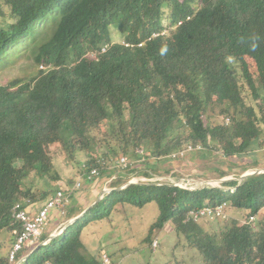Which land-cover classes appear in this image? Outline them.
I'll use <instances>...</instances> for the list:
<instances>
[{"label":"trees","instance_id":"1","mask_svg":"<svg viewBox=\"0 0 264 264\" xmlns=\"http://www.w3.org/2000/svg\"><path fill=\"white\" fill-rule=\"evenodd\" d=\"M0 11L10 20H0V61L6 51L36 42L39 24L53 22L33 57L36 74L0 86V251L3 235L12 236L11 249L13 231L21 230L13 218L15 205L43 202L57 191L50 186L61 177L49 149L58 144L68 156L103 149L84 166L97 167L100 174L108 165L99 159L110 163L128 156L127 172L63 233L29 254L19 253L18 261L26 257L21 264H103L101 254H83L81 226L117 205L141 208L150 202L159 214L146 242L155 228L171 223L204 264H264V217H259L264 173L195 190L169 183L119 190L138 172L136 162L144 164L141 176L159 174V163L187 145L202 148L193 155L201 164L215 159L224 167L221 177L217 169L212 177L201 175L203 180L235 174L242 168L235 161L243 158L258 165L255 154L264 136V0H0ZM54 13V21L47 19ZM113 31L120 41H113ZM245 57L255 63L256 79L243 64ZM246 89L259 108L245 102ZM215 116L223 121L214 123ZM31 175L47 188L26 184ZM223 203L246 211L247 221L233 220L210 233L202 227L209 218L187 219L190 211ZM84 211L70 206L65 215L70 221ZM0 264H10L7 253L0 254Z\"/></svg>","mask_w":264,"mask_h":264},{"label":"rangeland","instance_id":"2","mask_svg":"<svg viewBox=\"0 0 264 264\" xmlns=\"http://www.w3.org/2000/svg\"><path fill=\"white\" fill-rule=\"evenodd\" d=\"M3 11L5 12L6 10L3 9ZM54 16L56 19V13L49 14L47 19L53 18L54 21ZM3 19L10 21L4 17L0 11V20ZM164 23L165 28H167V22ZM52 24L53 22L51 23L49 20H46L37 26L34 35L36 42L33 43L32 40H27L23 46H16L13 50H8L3 54L2 60L0 61V86H6L16 79H29L36 74L38 68L35 67L36 64L34 63L33 57L36 54L37 45L41 42L44 43L50 36L53 27ZM32 31L33 29L29 30L28 36L31 35ZM164 31L168 33L171 29H165ZM46 35L47 39H45ZM112 37L113 41H120V36L114 31ZM91 57H94V55H91ZM243 64L246 66V69L249 71L252 78L256 79L257 71L255 63L250 58L245 57ZM249 92L248 89L245 90V102L259 108L260 101L251 99V95L248 94ZM222 121L223 118L218 116H215L213 119L214 123H220ZM49 150L55 169L61 177L60 181L57 183L52 182V186L50 187H55V185H57L58 189L70 194V205L66 208L65 213H67L70 206L75 205L76 209H88L98 199L103 190H111V186H113L111 181L113 179H116L119 174L127 172L126 169L120 170L107 168V170L104 173L102 172L93 182H87L86 180L81 179L82 174L86 171L84 166L88 161H91L90 158L100 156L99 154L104 152L103 149L99 150L96 148V150L100 151L98 153L97 151L94 153H85L76 150L71 156L64 153L63 147L58 144L52 145ZM140 152L141 151L139 150V152L136 153L139 154ZM197 153L198 152L188 153L182 159H168L165 162L162 161L157 167L159 174H152L149 172V175L147 174L148 176H141L140 173L144 172V164L142 165V162H136L134 168H138V172L129 179L135 183H139L140 179H142V183L164 182L173 185L179 184V186L183 188H197L207 185V181L208 183H210L209 181L215 183L221 179H238L234 175L239 174L242 171L243 173L241 175L255 170L264 169L263 145L262 149L255 154L258 159L257 166L252 165L249 158H243L242 160L235 161L240 167H242L233 170V173L235 174L228 177L218 178V180H203V178H200L201 175L212 177L214 173H217V169H219L217 176L219 175L221 177L222 173H220L221 170L219 167L223 166L215 159H213L212 162L205 161L201 164L197 157L193 158V155L195 156ZM120 157L121 156H116L112 161L114 162ZM122 157L129 159L128 156ZM153 164H156V162H153ZM199 166L205 171L203 174L202 169H199ZM214 168L215 170H213ZM110 172H113L111 177H109L108 174ZM44 182L43 179L32 175L25 180L26 184L32 183L35 185V190L46 189L47 187ZM77 183H80L81 185L79 189L76 188ZM213 183H211L213 186H220L221 184L219 182V184ZM73 202H76V204L73 205ZM38 203L42 204V202ZM225 213V217H227L226 219L225 217H220V220L205 219L208 221H203L202 227L211 233L220 230V227L225 223H229L233 220H237L240 223H245L247 221L246 211L232 208L228 203ZM50 214L55 218L53 220L50 219L38 243L42 241L43 236L46 237L48 235L45 233L46 229L48 231L52 228H57L56 232L52 235L59 236L66 226H60V223H63V221L67 219L65 214L60 215L56 210H52ZM158 214L159 210L154 202L147 203L141 208L129 204L117 205L114 207L111 214L106 216L103 215L102 219H93L81 226L80 239L85 248L83 254L86 257L97 256L100 254L101 256L106 255L111 264H204L199 252L185 244L183 238L177 235L174 226L171 223L166 224L161 229L155 228L151 233L149 241H145L148 236L149 228L157 220ZM259 217H264V209L260 212ZM3 238L5 241L0 254H8L13 239L10 234L3 235ZM155 240L158 245L156 248H153L152 243ZM23 259L24 258H21L15 264H18L20 261L22 263V261H24Z\"/></svg>","mask_w":264,"mask_h":264},{"label":"built area","instance_id":"3","mask_svg":"<svg viewBox=\"0 0 264 264\" xmlns=\"http://www.w3.org/2000/svg\"><path fill=\"white\" fill-rule=\"evenodd\" d=\"M126 46L128 45L126 44ZM262 144L264 145V137L262 139ZM201 150L202 148L200 146L194 148L192 146L187 145L180 151L171 154L169 158L172 160L182 159L188 153L197 152ZM137 152H139V150ZM98 164L107 165V163H104L100 160L98 161ZM128 165L129 162L126 157H120L119 159L115 160L113 163H108L109 168L120 169V170L126 169ZM85 170L86 171L82 174L81 179H84L87 182H93L96 178L100 176V171L98 170L97 167H94L89 170L87 169ZM141 180L142 179H140L139 183H142ZM129 183L137 184L132 180L129 181ZM153 183L162 184L164 182H153ZM80 186H81L80 183L76 184L77 189H79ZM173 186L187 190H195L201 188V187L183 188L180 187L179 184H174ZM124 187L125 186H123V188ZM35 205H37V203H31L29 201L26 204L18 203L15 205V207L12 210L13 218L16 219L21 224V230L18 232L13 231V235L15 236V241L12 244L11 249L8 253V260L10 264H15L18 261L17 257L19 253L25 252L26 254H29L32 251H34V249L39 245L38 243L39 239L45 227L47 226L48 222L50 221V212L52 210H56L57 212L60 213V215H64L66 208L70 205V194H67L66 191L58 189L48 199H46L36 210L34 209ZM226 207H227V203H223L216 207L206 206L198 211H190L188 213L187 219L197 222L202 218L214 219V218L225 217ZM226 218L227 217H225V219ZM254 220L255 217H250L248 221L249 224L253 225ZM47 243L48 240H45L41 243V245H46ZM157 245H158L157 241L155 240L152 243V247L156 248ZM101 259L103 264H111L109 258L106 255H103Z\"/></svg>","mask_w":264,"mask_h":264},{"label":"water","instance_id":"4","mask_svg":"<svg viewBox=\"0 0 264 264\" xmlns=\"http://www.w3.org/2000/svg\"><path fill=\"white\" fill-rule=\"evenodd\" d=\"M264 173V169H262V170H255V171H252V172H250V173H245V174H243V175H241L238 179H232V178H230V179H221L220 181H217V182H215V183H213L212 181H209L210 183H208V181L206 182L207 183V185H205V186H210L211 185V183H213V184H219V183H223V182H226V181H232V180H237L239 183H241L242 181H244L246 178H248V177H250V176H252V175H258V174H263ZM219 182V183H218ZM129 184H132V183H129ZM128 184V185H129ZM125 188V187H124ZM124 188H119V190H122V189H124ZM113 190H116V189H113ZM112 191V190H111ZM111 191H106V190H103L102 191V193L100 194V196L98 197V199L96 200V202L94 203V205L96 204V203H98L102 198H103V196L105 195V194H108V193H110ZM87 210L88 209H86L81 215H79L78 217H76V218H74V219H71L67 224H66V226H65V228L63 229V232H64V230L68 227V226H70V225H72L74 222H76L77 220H79L80 218H82L83 217V215L87 212ZM62 232V233H63ZM53 238H55V236L54 235H51L49 238H48V240H52ZM26 258H24L23 260H25ZM21 263V261L18 263V264H20Z\"/></svg>","mask_w":264,"mask_h":264},{"label":"crops","instance_id":"5","mask_svg":"<svg viewBox=\"0 0 264 264\" xmlns=\"http://www.w3.org/2000/svg\"><path fill=\"white\" fill-rule=\"evenodd\" d=\"M40 205H41V203H37V205H35L34 206V209L36 210L38 207H40ZM55 217L53 216V215H51L50 214V219H54ZM68 219H65V221H63V223H60V226H62V225H66L67 223H68ZM49 226V225H48ZM63 226V227H64ZM48 228V227H47ZM57 229V228H56ZM56 229H54V228H52L51 230H48L47 231V229H46V232L45 233H47L48 235L46 236V238L45 239H48L49 237H50V235H52L54 232H56Z\"/></svg>","mask_w":264,"mask_h":264},{"label":"clouds","instance_id":"6","mask_svg":"<svg viewBox=\"0 0 264 264\" xmlns=\"http://www.w3.org/2000/svg\"><path fill=\"white\" fill-rule=\"evenodd\" d=\"M110 163H113V161H111ZM107 165H108V163H107ZM108 168H109V166H108ZM111 180H112V179H111ZM128 184H129V182H128L127 184L123 185V186L126 187V186H128ZM132 184H133V183H132ZM129 185H130V184H129ZM172 185H173V184H172ZM123 186H122L121 188H123ZM203 187H205V186H203ZM208 187H220V186H219V185H218V186H213V185L211 184V185L208 186ZM111 190H112V189H111ZM111 190H110V191H111ZM106 191H107V190H106ZM43 202H44V201H43ZM43 202H42V203H43ZM253 224H254V223H253ZM60 234H61V233H60ZM60 234H59V235H60ZM50 236H51V235H50ZM54 236L56 237V235H54ZM45 240H48V239H45ZM45 240H44V241H45ZM49 241H50V240H48V242H49ZM42 242H43V240L39 243V245H38L37 247H40ZM24 258H26V257H24ZM101 258H102V256H101ZM101 260H102V259H101ZM17 262H18V261H17ZM22 262H23V261H22ZM102 263H103V262H102ZM110 263H111V262H110ZM20 264H21V263H20Z\"/></svg>","mask_w":264,"mask_h":264}]
</instances>
